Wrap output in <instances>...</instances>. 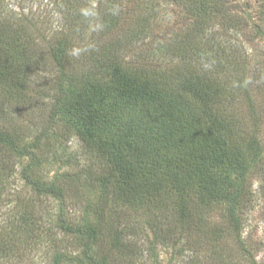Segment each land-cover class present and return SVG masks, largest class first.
Listing matches in <instances>:
<instances>
[{
  "label": "rangeland",
  "instance_id": "1",
  "mask_svg": "<svg viewBox=\"0 0 264 264\" xmlns=\"http://www.w3.org/2000/svg\"><path fill=\"white\" fill-rule=\"evenodd\" d=\"M107 1L0 0L3 59L24 77L8 93L0 85V132L34 155L0 149V264H54L57 257L59 264H264V36L257 34L264 33V0H217L193 14L181 0H113L116 14ZM198 19L206 22L193 40L187 32ZM184 37L180 52L174 41ZM211 38L218 44L206 49ZM192 47L196 55L189 58L183 51ZM113 50L123 66H144L155 75L176 78L191 61L193 68L232 75L235 94L226 105L239 122L236 136L248 143L242 151L251 165L240 230L222 204L191 207L183 219L167 204L140 210L112 189L103 199L91 186L90 173L106 174L111 165L66 129V118L52 121L51 97L60 62L68 77L79 78L92 66V53ZM43 130L47 140L37 138ZM252 136L259 150L248 149ZM26 168L30 178L56 185L63 198L32 189ZM60 217L95 228L96 239L66 234Z\"/></svg>",
  "mask_w": 264,
  "mask_h": 264
},
{
  "label": "trees",
  "instance_id": "2",
  "mask_svg": "<svg viewBox=\"0 0 264 264\" xmlns=\"http://www.w3.org/2000/svg\"><path fill=\"white\" fill-rule=\"evenodd\" d=\"M182 1L193 6L190 9L193 14L196 9L205 11L217 0ZM61 4L73 3L61 0ZM106 4L116 14V3L108 0ZM197 21L187 32L193 40L197 31L204 30L202 25L206 22ZM257 34L264 36L263 32ZM184 39L173 40L180 52L179 44ZM212 39L204 42L206 49L218 44ZM193 47L183 54H189V58L195 56ZM113 51L114 54L92 53L89 58L92 66L80 71L79 78L68 77L60 62V79L51 97L52 121L66 118V129L111 165L106 174L95 177L90 173L91 186L100 189L103 199L112 189L124 204L140 210L153 206L164 208L167 204L183 219L188 217L191 207L222 204L229 220L240 230L238 212L243 207L251 165L242 151L248 143L243 144L236 136L235 127L239 122L233 116L229 118L226 105L235 94L232 75L228 74L229 78L227 72L223 74V68H220L221 75L214 70L209 72L205 66L193 68L191 61L186 72L176 78L164 72L158 76L144 66H123L122 58ZM4 52L1 47L0 85L8 93L9 89H20L24 77L15 74L16 68L3 59ZM96 56L100 57V63L94 59ZM53 58L57 60L56 56ZM245 95L253 112L252 97L248 92ZM37 138L47 140L46 130ZM7 146L17 156L29 154L34 159L26 151L28 146L17 148L10 135L0 132V149ZM251 147L260 149L255 136L248 149ZM29 170L23 171V177L32 189L63 198L56 185L46 186L30 178ZM59 222L60 229L68 235H81L90 243L96 239L95 228L87 224L71 226L63 217ZM58 261L59 257L54 264H59Z\"/></svg>",
  "mask_w": 264,
  "mask_h": 264
}]
</instances>
